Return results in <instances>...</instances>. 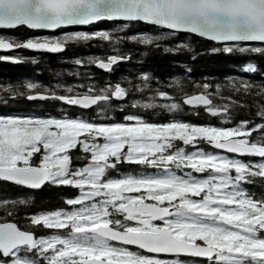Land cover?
<instances>
[{
    "label": "snow or ice",
    "instance_id": "obj_1",
    "mask_svg": "<svg viewBox=\"0 0 264 264\" xmlns=\"http://www.w3.org/2000/svg\"><path fill=\"white\" fill-rule=\"evenodd\" d=\"M104 20L120 21L115 31L142 22L161 33L127 37L141 44L185 32L218 42L221 47L210 49L213 52L264 58V0H0V29L59 30ZM93 38L120 39L105 30L23 41L0 35V50L23 47L56 52L66 42ZM127 58L117 53L106 60L92 56L74 63L108 69ZM14 59L0 56V60ZM243 68L252 71L255 66L245 63ZM24 87L37 88L31 83ZM228 87L264 97V87L247 81L229 82ZM9 91L16 95L14 89ZM156 94L165 96L162 91ZM36 95L44 98L38 90ZM124 96L125 89L117 83L98 91L89 85L81 93L68 88L65 94L53 92L50 98L84 108L96 105L99 112L97 101L107 105L111 98ZM183 103L203 105L206 113L224 122L230 120L237 101L213 105L205 91L185 96ZM166 107L179 109L180 105ZM255 116L261 122L251 126L241 119L234 127H215L145 123L135 116L125 117L135 120L133 124L97 123L66 115H0V180L30 189L49 182L79 190L65 200L73 207L25 217L28 228L8 219L0 222V264H264V196L254 198L240 184L256 177L264 180V105ZM254 130L259 134L252 137ZM177 139L182 142L179 147L173 143ZM200 141L217 151L202 150ZM70 149H78L77 159L87 162L73 166ZM237 155L260 159L254 163ZM120 162L157 171L111 175ZM30 200L4 199L0 207L11 215L10 203L14 209ZM41 227L51 231L36 235Z\"/></svg>",
    "mask_w": 264,
    "mask_h": 264
},
{
    "label": "trees",
    "instance_id": "obj_2",
    "mask_svg": "<svg viewBox=\"0 0 264 264\" xmlns=\"http://www.w3.org/2000/svg\"><path fill=\"white\" fill-rule=\"evenodd\" d=\"M108 26L106 21L95 24V28H106L110 35L120 39L114 42L100 38L67 42L62 52L54 54L43 51L34 53L19 48L18 51L22 54L19 55L20 57H16L11 62L0 60V115L21 114L47 118L66 114L69 117L79 116L101 122L121 121L125 115H134L147 123L163 124L177 121L198 126L235 125L241 119L248 120L249 126L253 122H261L255 116V112L264 105V97L234 91L228 85L229 82L247 81L254 86L264 87V58L238 52L225 54L222 50L213 52L210 49L219 48L221 45L185 32L141 44L138 40H129L127 37L131 36L134 28L146 30L149 26L141 22H133L120 31H115L119 26L114 29ZM3 32L21 39L29 31L25 27H17L5 29ZM181 43L187 44L188 47H178ZM112 53H120L128 58L114 63L107 71L86 62L81 65L74 63L77 58L86 61L88 57L104 58ZM245 62L254 64L253 73L237 71V67ZM26 83L36 85L37 88L26 89L24 87ZM117 83L125 89V96L120 100L110 99L107 105L99 101L97 103L101 109L99 112L96 105L88 110H81L54 98L36 101L25 98L28 92L37 90L52 94L55 92L58 95L65 94V90L71 88L73 93H81L87 91L89 85L94 86L98 91L106 84ZM203 85H208V88L203 89ZM217 85L220 86L219 89ZM9 89H14L16 95H13ZM161 91L176 100L180 105L179 109L167 108L166 105L169 103L156 94ZM198 91L208 92L213 105L237 101L230 120L222 122L218 116L206 113L202 107L189 108L180 102L182 95ZM254 91L258 93L259 88H254ZM258 134L259 130H254L250 136L255 137ZM179 142L178 139L173 141L174 144ZM199 144H202V141ZM69 153L70 163L73 166H82L87 162L77 159L80 154L78 149H70ZM145 167L132 162H120L116 166V172L111 175L134 173ZM240 184L248 195L257 199L264 196V180L261 178L256 177L252 182L241 181ZM76 193L77 189L72 186L49 182L36 189H27L0 180V201L28 200L31 197L29 203L16 205L14 209L10 203L11 215L6 214L4 208L0 207V221L8 219L28 228L25 217L37 212L66 208L68 205L65 200ZM48 232V229L42 227L35 230L36 235Z\"/></svg>",
    "mask_w": 264,
    "mask_h": 264
},
{
    "label": "rangeland",
    "instance_id": "obj_3",
    "mask_svg": "<svg viewBox=\"0 0 264 264\" xmlns=\"http://www.w3.org/2000/svg\"><path fill=\"white\" fill-rule=\"evenodd\" d=\"M115 25H118V23H115ZM114 29V28H113ZM17 115H20V116H35V115H21V114H17ZM127 116H133V115H127ZM126 116V117H127ZM137 117V116H135ZM139 118V117H138ZM140 120H142L141 118H139ZM122 122H125V123H135L136 121L135 120H132V121H122ZM114 123H117V122H114ZM178 146V145H177ZM202 148V147H201ZM189 151L193 150V148H189L188 149ZM204 150V149H202ZM121 151H124V149H121ZM204 151H207V150H204ZM223 154V153H222ZM186 171H190L189 169H185ZM157 171V169L155 167H145L144 170H140V171H137V172H134V173H127V174H137V173H143V174H153ZM161 171H163V169H161ZM232 175H235V172L233 171L231 173ZM193 175H201V174H197V173H193ZM79 191V190H78ZM129 194H132V193H129ZM78 206V205H77ZM73 207V206H70V208Z\"/></svg>",
    "mask_w": 264,
    "mask_h": 264
},
{
    "label": "bare ground",
    "instance_id": "obj_4",
    "mask_svg": "<svg viewBox=\"0 0 264 264\" xmlns=\"http://www.w3.org/2000/svg\"><path fill=\"white\" fill-rule=\"evenodd\" d=\"M59 31H61L60 29L59 30H56L55 31V33H59ZM54 32H53V34H55ZM56 35V34H55ZM3 36H7V35H3ZM10 37V36H9ZM18 49L19 48H14V49H12V50H10V51H7V52H0V56H13L14 58H16V57H20L19 55H22L19 51H18ZM11 54V55H10ZM100 56V55H99ZM24 58L26 57L25 55L23 56ZM3 61H9V62H11L12 60H3ZM243 67V65H241V68ZM193 94V93H192ZM192 94H190V95H192ZM187 96H189V95H187ZM210 96V95H209ZM167 97H168V101H169V105L171 104V103H176V100H173V99H171L170 97H169V95H167ZM185 98L183 95L181 96V98H180V102L183 104V105H185L184 103H183V98ZM168 103V102H167ZM213 103V102H212ZM186 106V105H185ZM172 121V120H171ZM169 122V121H168Z\"/></svg>",
    "mask_w": 264,
    "mask_h": 264
},
{
    "label": "water",
    "instance_id": "obj_5",
    "mask_svg": "<svg viewBox=\"0 0 264 264\" xmlns=\"http://www.w3.org/2000/svg\"><path fill=\"white\" fill-rule=\"evenodd\" d=\"M196 35V34H195ZM207 39V38H206ZM213 42H215V41H213ZM215 43H218V42H215ZM10 50H12V49H10ZM10 50H0V52H7V51H10ZM29 50H32V51H40V50H36V49H29ZM61 50V49H60ZM60 50H57V51H60ZM43 51H46V52H51V51H47V50H43ZM56 51V52H57ZM98 67V66H97ZM99 68V67H98ZM101 69V68H100ZM103 70H105V69H103ZM198 93H200V94H202L201 92H197V93H194V94H192V95H189V96H194V95H196V94H198ZM41 95L43 96V97H46V95L45 94H42L41 93ZM187 96V95H186ZM29 97H32L31 99L29 98ZM165 97V96H164ZM185 97V96H184ZM26 98L27 99H29V100H40L41 98L39 97V96H37L36 95V92L35 93H32V94H28V95H26ZM183 98V97H182ZM184 99V98H183ZM91 106V105H90ZM187 106H197V105H187ZM78 107H81V106H78ZM81 108H84V107H81ZM12 183V182H11ZM26 187V186H25ZM160 255H165V254H160Z\"/></svg>",
    "mask_w": 264,
    "mask_h": 264
}]
</instances>
